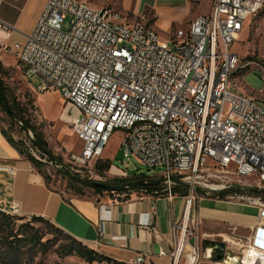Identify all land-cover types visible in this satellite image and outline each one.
Listing matches in <instances>:
<instances>
[{"label":"built area","instance_id":"obj_1","mask_svg":"<svg viewBox=\"0 0 264 264\" xmlns=\"http://www.w3.org/2000/svg\"><path fill=\"white\" fill-rule=\"evenodd\" d=\"M259 9L264 0H212L209 14L199 16L192 30H177L163 41L149 22L128 23L115 10L46 0L27 41H0V49L17 57L28 77L42 80V92L58 91L73 109L70 123L83 146L77 163L101 159L121 132L125 156L161 170L167 195H174L175 176L186 182L185 215L172 228L173 264L200 260L201 248L191 244L195 231L188 226L197 200L193 179L214 166L240 180L264 182V103L248 100L229 80V71L244 64L233 46ZM112 21L122 28L111 29ZM12 31L0 20L5 41ZM109 208L101 206L103 212ZM8 209L18 213L19 208ZM245 240L237 245L254 248L253 235ZM244 257L234 264H243ZM136 262L145 264L142 257Z\"/></svg>","mask_w":264,"mask_h":264},{"label":"crops","instance_id":"obj_2","mask_svg":"<svg viewBox=\"0 0 264 264\" xmlns=\"http://www.w3.org/2000/svg\"><path fill=\"white\" fill-rule=\"evenodd\" d=\"M23 1L8 0L0 7L8 3L17 9ZM199 1L123 0L122 10L152 24L161 39L167 41L175 31L187 30L191 22L202 16L196 7ZM32 2L36 8L26 29L0 13V20L13 29L9 41L0 35L1 42L27 41L46 6V0H26V5ZM0 167L15 170L14 174L0 170V210L16 205L18 215L44 218L90 249L120 263L135 264L142 257L145 264H173L169 255L175 245L172 228L183 220L187 197L142 195L125 201L81 197L68 200L47 186L33 165L3 136L1 128ZM196 204L188 226L195 231L191 244L201 248L200 260L203 256L204 261L212 262L217 257L214 243L225 242L231 245L226 248V261L237 263L236 258L240 261L243 256L234 255L233 246L252 235V246L264 254V208L207 198L198 199ZM103 205L110 211L103 212Z\"/></svg>","mask_w":264,"mask_h":264},{"label":"rangeland","instance_id":"obj_3","mask_svg":"<svg viewBox=\"0 0 264 264\" xmlns=\"http://www.w3.org/2000/svg\"><path fill=\"white\" fill-rule=\"evenodd\" d=\"M79 1L87 2L95 9L108 8L115 10L114 13L120 15L128 23L141 22L122 10L123 0ZM211 1L200 0L197 2L196 7L200 10L201 15L209 14ZM35 8L33 2L26 5V0H24L17 4V9L9 6L8 3H4L0 7V13L2 16L12 19L13 22L17 21L26 29L32 23ZM8 44H13V41ZM233 51L240 54L244 59L241 70L234 77L236 81L235 89L244 93V95L258 97L260 103H264V95L261 94L264 93V9L249 22L240 42L233 46ZM16 58L10 52L0 49V65L3 72L6 73L4 75L5 80L24 103H27V98L34 101L37 123L41 125L43 140L47 142L48 151L51 152V155H46L43 150L41 153V150L34 146V135L32 133H25L17 126L10 127L7 117L0 112L1 126L8 130L10 136L20 145L24 152L23 157L29 155L40 161L43 165L41 167L42 171L48 176L50 187L55 192L62 193L68 200L81 197L91 200H104L106 198L118 201H124L132 196L150 195L157 197L168 194V192H164L163 179L160 175L161 170H150L135 157L125 156L120 148L121 132L114 134L101 159L86 165L77 163L75 157L81 153L83 146L75 136L70 123L73 109L67 108L58 91L49 89L42 92V80L35 75L28 77L26 69ZM249 62H254L256 65L250 66V64H247ZM106 161H111L114 165L108 171L99 173L98 163ZM210 169L204 176L195 178L192 181L197 196L196 203L200 198H207L264 208V182H260L255 177L240 180L232 174L219 172L214 166H210ZM69 174L82 182L102 185L115 183L113 186L118 189L120 188L119 181L128 176L134 178L145 176L148 177L145 180L161 182V189L152 194L141 188L139 190H126V193L123 194L114 192L101 195L84 187V185L73 183L67 178ZM180 179V176H175L177 184L173 186V189L187 186L186 182H181ZM222 193H227L223 199L219 198ZM11 215L20 217L18 214ZM30 220L31 218L26 217L24 221H17V229L21 224H25ZM33 226L40 231L43 242H49L48 252H44L39 246L35 247L31 244L29 246L22 245L14 255H11L5 249L3 235H0V264H91L74 255L64 256V248L70 241L56 233L51 226L43 222H33ZM233 249H235L234 255L236 256H244L247 253V248L241 249L240 246H233ZM243 251H245L244 255ZM202 257L199 264H217L216 257L212 262L204 261ZM228 262L230 263L231 260ZM93 264L110 263L97 262ZM231 264L234 263L231 262ZM243 264L245 263L243 262Z\"/></svg>","mask_w":264,"mask_h":264},{"label":"trees","instance_id":"obj_4","mask_svg":"<svg viewBox=\"0 0 264 264\" xmlns=\"http://www.w3.org/2000/svg\"><path fill=\"white\" fill-rule=\"evenodd\" d=\"M5 74L6 73L3 72V69L0 65V112L5 114V116L7 117V121H9L10 127L17 126L25 133H32L34 135V146L38 150L40 149L41 153L43 150L46 155H51V152L48 151L47 142L43 140L41 125L37 123L35 115L36 108L34 106V101L30 98H27V103H24L23 100H21L14 92V90L7 84L4 76ZM0 128L3 136L7 139V141L21 155H23L24 152L22 151L20 145L16 141H14V139L10 136L8 130L1 126V120ZM25 158L33 165L34 169L39 173V175L43 177L47 186L51 188L49 184V178L46 173L42 171L41 167L43 165L40 163V161L36 160V158H33L29 155H27V157ZM112 165L114 164L111 161L101 162L98 163L97 169L99 170V173H103L104 171H108ZM67 176V178L73 181V183L84 185V187L92 189L96 193H99L101 195L104 193L112 194L114 192L123 194L126 193V190H139L141 188L146 189L148 193L152 194L155 191L157 192V190L161 189V182L145 180L148 178L145 176L135 178L128 176L127 178H124L119 181V189L113 186L115 183L112 185L93 184L91 182H82L71 174ZM173 194L186 197L189 194V186H182L178 188L175 187L173 189ZM225 195H227V193H222L219 195V198L223 199ZM25 219L26 217H17L15 215H11L4 212L3 210H0V235H3L5 249L11 255H14V253L17 252L22 245L29 246L31 244H33L35 247L39 246L41 249H43L44 252H48L49 242L44 243L43 236L40 234V231L33 226V222H43L51 226V228H53L56 233L64 236L65 239L70 241V243L64 248V256L74 255L91 264L97 262H108L110 264H125L112 260L111 258L103 256L95 250L90 249L89 247L72 238L62 230L58 229L56 226L54 227V225L48 220L41 217H31V220L29 222L21 224V226H19V228L17 229V221H24Z\"/></svg>","mask_w":264,"mask_h":264},{"label":"bare ground","instance_id":"obj_5","mask_svg":"<svg viewBox=\"0 0 264 264\" xmlns=\"http://www.w3.org/2000/svg\"><path fill=\"white\" fill-rule=\"evenodd\" d=\"M262 10L263 9H259V12H257V16L260 14V12H262ZM197 19L190 23V25L188 26L187 30H192V25L196 24ZM111 26H112L111 29H121L122 28L120 21H112L111 22ZM155 29L156 28L153 29L154 36H159ZM240 70H241V65L238 66V68H236V70H230L229 71V80H234L235 75L238 74V72ZM244 96L247 97L248 100H251V101H253L255 103H260V101H259L260 99L258 97L247 96V95H244ZM2 210L4 212H8V213H11V214H18L17 212H11V210L8 209V208L2 209ZM236 260L239 261V258H236ZM244 263L245 264H264V254L259 252L257 249L255 250V248L254 249H250V251L247 252V255H246V258L244 260ZM135 264H142V263H140V262L137 263L136 262Z\"/></svg>","mask_w":264,"mask_h":264},{"label":"water","instance_id":"obj_6","mask_svg":"<svg viewBox=\"0 0 264 264\" xmlns=\"http://www.w3.org/2000/svg\"><path fill=\"white\" fill-rule=\"evenodd\" d=\"M214 252L217 254L216 262L217 263H224L226 261L225 254H226V248L227 244L225 242H217L214 243Z\"/></svg>","mask_w":264,"mask_h":264}]
</instances>
